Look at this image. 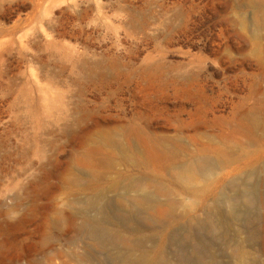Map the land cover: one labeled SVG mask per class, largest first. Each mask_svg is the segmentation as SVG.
<instances>
[{
  "label": "rangeland",
  "instance_id": "1",
  "mask_svg": "<svg viewBox=\"0 0 264 264\" xmlns=\"http://www.w3.org/2000/svg\"><path fill=\"white\" fill-rule=\"evenodd\" d=\"M203 155L227 164L192 171ZM95 196L127 237L110 253L180 239L186 219L157 229L174 197L220 204V262L264 264V0H0V264H114L66 242ZM51 223L58 255L38 244Z\"/></svg>",
  "mask_w": 264,
  "mask_h": 264
},
{
  "label": "bare ground",
  "instance_id": "2",
  "mask_svg": "<svg viewBox=\"0 0 264 264\" xmlns=\"http://www.w3.org/2000/svg\"><path fill=\"white\" fill-rule=\"evenodd\" d=\"M240 125V123H238ZM227 161L223 157H217V159H212L209 155H203L198 159V164L191 167L192 171H195L199 167L210 166L212 168H224ZM151 193L147 192L144 198H150ZM207 200V198H205ZM104 198L102 196H95L88 198L85 201V207L81 210H70L69 216L72 219L73 232L74 235L66 239L67 244L74 246L78 242H83L87 246L89 243H94L100 248H105L109 250L107 258L110 259L114 264H225V262H220L217 254V247L219 246L223 251L230 246V239L228 238L227 228L229 223L225 219V213L220 206V204L214 201L211 204L204 205L202 208V213L192 212L194 210L185 211L178 213L176 208L179 201L172 197L168 200L169 209L162 218L168 219V222L161 223L157 226V229L161 232H166L171 225L178 223L180 220L186 219V226L181 232H178L181 236L180 239H176L174 235H163L158 243H153L145 248L140 253L134 252H111L109 249L110 238H118L121 242H126L127 237L121 231L116 233H111L99 227L101 222L102 214L106 212V204L103 203ZM92 211H95L97 215H91ZM124 211V210H123ZM130 211H124L125 216H130ZM100 215V216H99ZM81 218L80 222L77 223V218ZM205 228V230H218L220 233L219 239L220 244L215 241L212 243H207L204 245L203 240L196 234L195 230L200 228ZM131 233H137V228H130ZM65 237L54 224L51 223L48 226V230L44 236L38 242L41 251L47 254L49 250H55L56 255L61 254L62 251L58 250L57 244L60 240ZM206 248V257L204 254L200 253L198 250L202 247ZM196 250L198 252L191 258L188 257L184 251L186 250ZM216 250V252H215ZM48 259L51 260L54 256L46 255ZM70 259H74L80 264L83 259L82 256L74 251L69 255ZM43 259H35L31 264H43ZM65 264H70V261L65 262ZM101 264V263H100Z\"/></svg>",
  "mask_w": 264,
  "mask_h": 264
}]
</instances>
